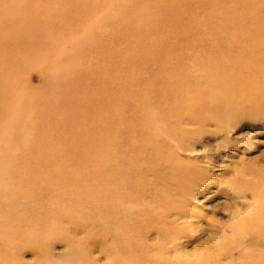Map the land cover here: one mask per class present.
Returning a JSON list of instances; mask_svg holds the SVG:
<instances>
[{
  "label": "rangeland",
  "instance_id": "374dc122",
  "mask_svg": "<svg viewBox=\"0 0 264 264\" xmlns=\"http://www.w3.org/2000/svg\"><path fill=\"white\" fill-rule=\"evenodd\" d=\"M0 264H264V0H0Z\"/></svg>",
  "mask_w": 264,
  "mask_h": 264
},
{
  "label": "bare ground",
  "instance_id": "6f19581e",
  "mask_svg": "<svg viewBox=\"0 0 264 264\" xmlns=\"http://www.w3.org/2000/svg\"><path fill=\"white\" fill-rule=\"evenodd\" d=\"M233 230V229H232ZM246 248V247H245ZM245 250H247V248L245 249ZM245 250H243V252L245 253Z\"/></svg>",
  "mask_w": 264,
  "mask_h": 264
}]
</instances>
